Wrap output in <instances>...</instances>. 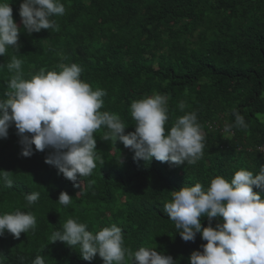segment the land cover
<instances>
[{
  "label": "trees",
  "instance_id": "1",
  "mask_svg": "<svg viewBox=\"0 0 264 264\" xmlns=\"http://www.w3.org/2000/svg\"><path fill=\"white\" fill-rule=\"evenodd\" d=\"M61 2L65 14L52 17L59 31L44 29L32 40L22 39L20 53L9 49L0 64L17 55L25 79L41 69L60 71L61 64H78L81 79L107 93L100 111L118 114L126 133L135 130L131 103L164 95L166 128L187 112L197 113L205 134L204 155L195 165L135 160L123 143L102 140L107 131L102 127L94 134L97 167L82 178L83 185L74 187L45 163L52 149L36 151L33 145L32 156L20 154L13 124L0 143V171H8L13 182L9 187L0 179V213L24 209L37 224L19 239L7 232L0 236L11 242L3 262L21 264L24 257V264H32L41 255L46 264H103L99 255L89 262L66 243L50 244L52 234L72 218L94 233L116 224L123 230L125 248L135 252L152 247L171 255L176 264H188L191 253L202 251L206 241L199 233L194 242L181 238L163 211L172 192L197 182L207 189L217 176L231 180L241 168L255 174L264 166V0ZM21 3L11 0L14 18L20 16ZM12 75L0 67V98H6ZM234 113L243 116L248 127L225 131L226 124L234 125ZM62 191L72 195L68 206L57 201ZM33 192L39 199L29 206L25 196ZM217 222L214 218L213 226ZM202 225L208 226L207 217ZM126 264H131L127 256Z\"/></svg>",
  "mask_w": 264,
  "mask_h": 264
},
{
  "label": "clouds",
  "instance_id": "2",
  "mask_svg": "<svg viewBox=\"0 0 264 264\" xmlns=\"http://www.w3.org/2000/svg\"><path fill=\"white\" fill-rule=\"evenodd\" d=\"M65 12L61 0H22L20 16L14 18L11 0H0V56L5 57L9 49L20 53L19 41L34 39L41 30L59 31L52 17ZM22 64L17 55H12L6 65L0 64L13 73L7 81L6 98H0V143L8 138L14 124L22 146L20 154L32 156L33 145L36 151L52 149L45 163L56 167L74 187L83 185L82 178L91 176L97 167L94 134L102 127L107 131L101 139L123 143L135 160L155 158L176 165H195L203 157L205 134L195 111L179 116L170 129L166 128L168 97L153 94L133 101L130 112L135 130L126 133L127 126L118 114L100 111L107 93L94 90L82 80L78 64H61L60 71L41 69L31 79L24 78ZM178 106L181 111L186 107L183 102ZM234 115V125L226 124L225 131L248 127L243 116ZM0 179L12 186L8 171H0ZM38 199V192L25 196L29 206ZM57 201L68 206L72 195L62 191ZM163 211L185 242H194L198 233L206 241L202 251L191 253L188 264H264V166L255 174L241 168L231 180L217 176L207 189L197 182L174 190ZM203 217L208 219L206 227L202 225ZM214 218H219L215 226ZM36 224V217L24 209L0 213V236L7 232L19 239ZM59 229L52 234L50 244L59 247V243H66L85 261L91 262L99 255L103 264H126V256L131 264H176L171 255L152 247H140L135 252L125 248L123 230L116 224L94 233L87 224L69 218ZM0 240H5L0 241V264H6L3 255L11 251V242L9 237ZM20 261L24 264V257ZM32 264L46 261L37 255Z\"/></svg>",
  "mask_w": 264,
  "mask_h": 264
},
{
  "label": "built area",
  "instance_id": "3",
  "mask_svg": "<svg viewBox=\"0 0 264 264\" xmlns=\"http://www.w3.org/2000/svg\"><path fill=\"white\" fill-rule=\"evenodd\" d=\"M262 150H264V146H262V148H261ZM264 152V151H263Z\"/></svg>",
  "mask_w": 264,
  "mask_h": 264
}]
</instances>
